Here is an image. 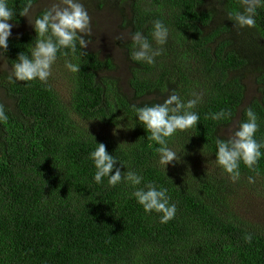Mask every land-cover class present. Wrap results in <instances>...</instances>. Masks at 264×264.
Listing matches in <instances>:
<instances>
[{
    "label": "trees",
    "instance_id": "1",
    "mask_svg": "<svg viewBox=\"0 0 264 264\" xmlns=\"http://www.w3.org/2000/svg\"><path fill=\"white\" fill-rule=\"evenodd\" d=\"M40 1L8 0L15 12L8 48L0 53V106L8 116L0 121V264H264V230L230 208L233 188L249 176L264 186V156L254 170L241 165L236 183L214 164L204 171L186 163L201 154L214 161L216 140L237 130L248 107L258 116L256 139L264 140V8L257 9L255 28L238 29L228 14L242 11L239 0H129L121 28L128 38L142 32L156 47L151 25L162 20L169 29L162 54L153 65L133 61L127 42L129 94L118 77L106 75L116 68L110 57L87 48L83 56L79 49L76 57L58 54L52 68L70 82L65 100L51 86L54 75L46 83L8 80L12 63L35 39L33 28L22 30L29 16L20 13ZM127 1L85 0L97 13L108 6L121 15ZM65 59L79 63L80 72H67ZM173 90L185 102L193 92L203 98L194 109L196 128L169 139L180 159L165 175L158 145L146 138L135 114ZM221 109L231 115L205 119ZM94 142L106 145L125 166L122 172L141 174L139 187L151 182L166 188L177 205L175 218L161 224L158 214H145L125 183L109 187L105 178L96 184L88 159Z\"/></svg>",
    "mask_w": 264,
    "mask_h": 264
},
{
    "label": "clouds",
    "instance_id": "2",
    "mask_svg": "<svg viewBox=\"0 0 264 264\" xmlns=\"http://www.w3.org/2000/svg\"><path fill=\"white\" fill-rule=\"evenodd\" d=\"M239 5L242 11L228 14L232 26L238 29L255 28L257 9L264 8V0H239ZM30 9L31 3L24 7L20 15L28 17ZM14 12L8 0H0V53H5L8 48L9 37L14 27L9 21L13 19ZM28 22L35 32L34 43L30 44L28 52H20L12 63L8 76L10 83L32 81L46 83L52 75V67L57 61L58 54L63 57H76L79 49V55L83 56L87 54L83 50L92 44L91 17L82 0H53L49 9L34 21ZM151 36L156 47L142 32L135 31L131 34L133 61L153 65L156 57L162 54V46L169 38V29L162 20L158 19L152 23ZM116 40L121 38L117 37ZM64 68L67 72L75 74L80 72L81 65L74 63L72 59H65ZM191 96L192 98L185 102L173 90L162 103L136 109L135 123L143 127L148 140L158 145L155 149L157 164L163 168L165 175L166 168L180 159V154L169 147V139L177 132L196 128L200 120L198 112L194 109L202 102V94L193 92ZM230 115L229 111L221 109L219 112L208 113L205 119L221 121ZM245 115L246 120L238 125L237 130L227 140H216L215 160L211 161L217 168L222 169L233 183L241 178V165L254 170L260 158L264 156V152H261L264 140L256 139L259 128L258 116L251 107L245 110ZM7 120L8 116L3 106H0V121ZM94 143L95 148L90 151L88 159L95 169L93 181L96 184H103L105 178L109 187L125 183L134 189L129 198L135 199L145 214H158L161 224L175 218L177 205L171 202L166 188L151 182L139 187L144 180L141 174L135 170L122 172L121 168L125 166L114 155L108 153L106 145ZM117 164L120 167H117ZM247 179L250 184L255 182L253 176Z\"/></svg>",
    "mask_w": 264,
    "mask_h": 264
},
{
    "label": "rangeland",
    "instance_id": "3",
    "mask_svg": "<svg viewBox=\"0 0 264 264\" xmlns=\"http://www.w3.org/2000/svg\"><path fill=\"white\" fill-rule=\"evenodd\" d=\"M142 1V0H141ZM145 1H142L144 4ZM53 3V0H41L39 5L31 9L27 21H34L33 16L42 9H49ZM85 8L91 17V31H92V44H90L87 49L99 55L100 58L110 57L115 63L116 68L114 72H107L106 75H113L120 79V85L125 94H129L130 90L127 85V80L129 77L128 73V50H126L125 45L131 40L128 38V31L121 28L123 25V20L129 18L130 13V1L128 0L123 7L124 15L118 12L110 13L108 6L101 10V13H97L94 10L93 5H87L85 0H82ZM32 27L27 22L23 27V31L30 30ZM17 32V30H16ZM119 37L121 40H116ZM63 69V68H62ZM65 69V68H64ZM66 70V69H65ZM52 75H54L53 83L51 86L60 95V97L67 100L68 98V83L67 79L63 80V72L60 73L52 68ZM248 96L254 94V88H250L248 91ZM227 135H231V128L225 132ZM190 160L189 168L191 170H204L212 171L214 165L211 164V159L205 155H198L196 158ZM261 179H255L254 183H248L247 181L242 182L240 187H235L234 189V199L232 200V205L230 208L233 210L234 216L238 219H242L250 223L256 230H264V186Z\"/></svg>",
    "mask_w": 264,
    "mask_h": 264
}]
</instances>
